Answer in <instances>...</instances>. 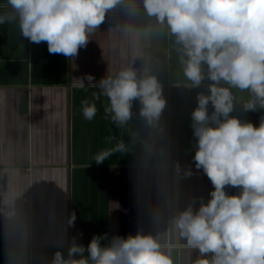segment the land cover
I'll list each match as a JSON object with an SVG mask.
<instances>
[{"label":"crops","instance_id":"0c3cea01","mask_svg":"<svg viewBox=\"0 0 264 264\" xmlns=\"http://www.w3.org/2000/svg\"><path fill=\"white\" fill-rule=\"evenodd\" d=\"M8 10L0 8V13ZM148 23L142 7L132 14L128 7H116L74 58L50 54L46 42H29L16 21L0 24V264H6V255L12 264H31L33 256L50 260L56 250L66 255L73 236L87 246L94 235L107 234L101 241L106 245L113 236L127 238L138 231L158 238L174 264H195L199 258L179 237L169 219L173 205L160 190L167 186L181 209L193 200L198 209L201 198L204 203L210 199L213 186L193 160L191 117L197 94H207L210 81L190 88L172 38L145 34ZM141 58L150 61L162 83V131L140 118L138 102L127 125L105 113L109 101L99 82L125 68L140 69ZM233 93L238 102L230 115L258 126L264 109L246 111L241 102L250 94ZM85 100L96 106L92 120L83 116ZM121 141L127 152L115 150ZM149 147L153 166L144 169L141 161ZM109 151L97 164L95 158ZM161 155L166 173L156 167ZM177 163L181 176L188 169L192 175L178 178ZM238 191L226 187L229 195ZM13 197L19 198L22 222L31 231L28 243L5 237V210ZM73 213L76 219L69 227Z\"/></svg>","mask_w":264,"mask_h":264},{"label":"clouds","instance_id":"9594fccd","mask_svg":"<svg viewBox=\"0 0 264 264\" xmlns=\"http://www.w3.org/2000/svg\"><path fill=\"white\" fill-rule=\"evenodd\" d=\"M122 3L125 0H7L10 10L0 13V24L16 21L29 42H46L50 54L74 58L108 12ZM127 6L129 14L142 7L150 21L145 34L172 38L190 88L210 81L207 94H197L191 117L195 167L203 170L213 190L207 203L200 199L198 209L195 200L181 209L164 185L161 197L173 205L171 223L187 247L199 253L195 264H264V117L255 126L230 115L238 102L233 89L250 94L241 102L246 111L264 109V0H127ZM141 59L140 69L125 68L98 86L109 101L105 113L116 124L127 125L138 102L140 118L149 128L159 129L166 107L162 83L150 61ZM82 105L84 118L92 120L95 104L85 100ZM115 150L127 152L122 141ZM111 154H99L96 163ZM152 166L149 147L141 167ZM156 167L167 172L162 155ZM175 173L178 178L192 175L188 169L181 176L178 163ZM226 187L239 189L238 194L229 195ZM18 199L13 197L5 210V237L28 243L31 231L22 222ZM75 219L73 213L67 225L74 226ZM155 219L159 222L158 210ZM107 239V234L94 235L85 246L73 236L66 255L56 250L50 260L33 256L31 264H174L171 253L152 234L113 236L102 245ZM6 264H12L8 255Z\"/></svg>","mask_w":264,"mask_h":264},{"label":"built area","instance_id":"2783aa9c","mask_svg":"<svg viewBox=\"0 0 264 264\" xmlns=\"http://www.w3.org/2000/svg\"><path fill=\"white\" fill-rule=\"evenodd\" d=\"M117 7H128L127 6V0H125V3H122V4L118 5ZM0 8L9 9V6L7 4V0H4V1L0 2Z\"/></svg>","mask_w":264,"mask_h":264}]
</instances>
